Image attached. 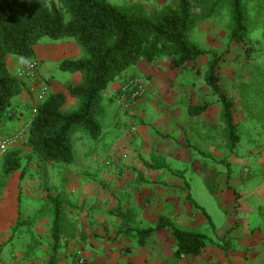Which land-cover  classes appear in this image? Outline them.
I'll list each match as a JSON object with an SVG mask.
<instances>
[{
	"label": "crops",
	"instance_id": "0c3cea01",
	"mask_svg": "<svg viewBox=\"0 0 264 264\" xmlns=\"http://www.w3.org/2000/svg\"><path fill=\"white\" fill-rule=\"evenodd\" d=\"M84 58L83 51L73 40L42 39L29 60L8 57L6 62L14 76L26 63L37 62V80L47 85L49 95L80 83L79 74L61 72L59 66L65 60ZM178 69L173 68L168 59H159L150 64L139 62L128 72L141 78L144 86V98L131 111L130 116L136 121L132 123L131 118L120 116L114 100L128 73L109 84L102 93L103 111L99 118L109 116L110 125L102 129L97 140H89L81 128L76 131L82 132L86 145L92 143L93 146L80 148L75 142L77 134L72 136L74 162L70 166L42 161L28 147L40 164L37 166L54 170L48 176L57 188L56 194L47 197L52 216L43 264L53 244L50 202L53 197L61 199L67 220L76 230L74 237L61 239L62 249L56 255V264H70L75 247L83 250L88 264H264V197L259 198L262 202L257 201L260 205L253 214L260 229L252 233L246 229L243 233L250 232V235L239 241L238 248H248L251 254L236 250L233 262L228 263L232 250L225 241L228 251L221 248L224 245L212 244L208 238L209 243L200 255L179 257L177 244L167 229L157 230L141 240L137 236V231L154 227L161 217L169 218L178 229L180 220L191 226L198 211L187 199L190 195L197 203L191 196V180L201 178L195 177L193 165L194 147L200 149V146L195 144L196 137L190 129L198 123L215 124L218 121L215 114H220L221 105L220 102L211 107L199 105L198 101L211 94L210 89L206 84L196 83V79L191 82L188 77H181L180 73L173 76ZM22 84L21 92L11 101L12 120L0 124V137L22 133L26 141V131L38 104L35 94L39 86L30 88L33 80ZM199 106L204 110L191 114L190 109ZM76 107L77 100L66 95L62 111L69 113ZM130 124L134 125V136L129 134V128L126 130ZM163 132L169 135L167 139L162 137ZM220 201L225 204L224 199ZM131 214L143 223L140 229L129 226L127 216ZM200 216L201 223L208 224ZM117 221L119 229L111 228L109 223ZM19 225L20 218L14 229ZM210 246L217 248V252L208 256L206 250Z\"/></svg>",
	"mask_w": 264,
	"mask_h": 264
},
{
	"label": "trees",
	"instance_id": "16d2710c",
	"mask_svg": "<svg viewBox=\"0 0 264 264\" xmlns=\"http://www.w3.org/2000/svg\"><path fill=\"white\" fill-rule=\"evenodd\" d=\"M250 0H173L172 5L146 12L140 7L128 9L110 0H0V124L12 120L11 101L22 90V82L7 68L8 57L29 60L34 47L42 39L73 40L85 58L65 60L59 70L79 74L81 81L64 92L50 93L34 107V115L27 130L26 145L42 161L70 166L74 162L72 135L82 129L92 140L101 135L98 118L103 111L102 93L109 84L133 69L139 62L147 64L168 59L173 68L196 63L209 57L203 80L221 105L229 144L236 147L240 141L233 119L232 106L220 80V67L232 57V46L245 43L252 34L251 16L247 9ZM264 4V0H255ZM199 9L193 14L192 5ZM222 6L227 7L230 25L224 51L203 50L190 39V33L201 23L217 16ZM234 58V57H232ZM246 61L245 58H242ZM241 60V62H242ZM264 94V67L252 79ZM66 95L77 100L74 111H62ZM204 109L193 107L191 114ZM19 150L8 151L2 158V174L9 177L21 168ZM229 176V170L226 178ZM188 201L213 227L207 212ZM53 220V244L44 264H56V255L62 249L61 239L75 235V226L67 220L61 199H50ZM122 220L124 221L123 217ZM125 224V222H124ZM125 226V225H124ZM165 228L177 244V255H200L209 239L197 232L181 230L161 217L154 227L137 231L141 239ZM227 243L221 248L228 251Z\"/></svg>",
	"mask_w": 264,
	"mask_h": 264
},
{
	"label": "rangeland",
	"instance_id": "374dc122",
	"mask_svg": "<svg viewBox=\"0 0 264 264\" xmlns=\"http://www.w3.org/2000/svg\"><path fill=\"white\" fill-rule=\"evenodd\" d=\"M110 2L120 7L133 10L140 7L150 12L172 5L173 0H110ZM255 4V0H250L247 4L252 25L249 40L233 44L234 58L231 57L220 67L222 87L233 102V119L237 126L239 143L234 148L230 146L221 112L215 114L218 120L215 124L198 123L190 129L196 137L195 144L200 146V149L194 147L193 165L196 169L195 177H201L191 180V196L205 209L213 227L201 223L198 211H195L196 218L191 226L181 220L177 223L182 230L204 234L212 244L224 245L223 241L227 242L232 250L228 255V263L234 261L232 255L234 256L236 250L251 254L248 248L242 250L238 248L239 241L250 235L251 231L260 229L253 214L260 205L257 201L262 202L263 199L259 198L264 197V94L257 86H251L252 79L264 67V4L257 6ZM192 12L195 15L200 13L195 4L192 5ZM229 33L227 7L222 6L217 16L201 23L189 37L203 50L221 53L225 49ZM245 56L246 61H243L242 58ZM208 61L209 57H203L194 64L188 63L178 69L173 76L180 73L181 77L186 76L191 82L196 79V83L205 85L203 74ZM132 76H134L132 72L128 73L125 79ZM143 98L144 95L140 100ZM114 100L120 116L131 118V123L136 122L134 117L130 116L134 106L124 109L117 96ZM198 103L211 107L219 103V100L211 92ZM109 118V116L98 118L101 131L110 125ZM121 127L122 124L119 129ZM128 128L129 134L134 136L136 134L132 133L134 125H127V131ZM8 135H18L17 146L8 151L19 150L22 160L21 168L17 172L4 177L1 169L2 158L8 151L0 152V264H43L45 250L49 244L52 216L47 197L56 194L57 190L48 175L54 170L39 167L40 164L30 153L31 148L26 145L22 133ZM74 135L75 142L80 144V148L93 146L92 143L86 145V138L82 137V132H75L72 136ZM86 137L89 139L87 135ZM162 137L166 138L169 135L165 133ZM199 150L203 153L200 154ZM228 170L229 176L226 178ZM221 199L225 200V204L221 203ZM127 217L131 228L140 229L143 225L142 222H138L136 215L131 214ZM18 218L21 219V225L14 229ZM168 220L170 221L169 218ZM109 224L111 228L119 229L118 221ZM246 229L250 232L243 233ZM216 249L213 246L208 247L206 255L217 252ZM77 257L86 259L79 247L73 250L70 264H73Z\"/></svg>",
	"mask_w": 264,
	"mask_h": 264
},
{
	"label": "built area",
	"instance_id": "2783aa9c",
	"mask_svg": "<svg viewBox=\"0 0 264 264\" xmlns=\"http://www.w3.org/2000/svg\"><path fill=\"white\" fill-rule=\"evenodd\" d=\"M38 63L30 61L19 71L16 77L23 83L27 80H33V86H39L38 92L35 94L36 103L44 101L48 95V87L45 83L37 80ZM144 94V86L140 78L132 76L126 78L116 92L117 99L121 102L124 109L135 106ZM34 111V110H33ZM18 135H6L0 138V152L4 153L16 146ZM73 264H87L86 259L77 257Z\"/></svg>",
	"mask_w": 264,
	"mask_h": 264
}]
</instances>
